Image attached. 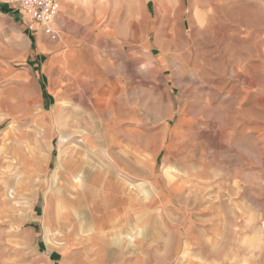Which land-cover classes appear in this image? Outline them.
<instances>
[{
	"label": "rangeland",
	"instance_id": "obj_1",
	"mask_svg": "<svg viewBox=\"0 0 264 264\" xmlns=\"http://www.w3.org/2000/svg\"><path fill=\"white\" fill-rule=\"evenodd\" d=\"M10 1L0 0L1 14L17 15ZM59 4L48 30L40 26L37 43L99 51L105 61L97 70L106 82L93 85L56 74L41 84L43 96L49 97V124L26 134L21 123L12 129L11 119L3 114H21L29 106L27 99L0 78V264H138L141 252L140 264H263L264 66L253 78L256 83L238 85V92H259L249 98L256 108L246 103L249 117H240L244 122L237 130L230 118L234 111L229 110L237 91L226 93L233 86L226 76L231 77L232 65H242L247 53L258 55L264 65V0ZM29 31L34 43L37 30ZM17 43L18 58L0 52V66L17 70L28 64L27 49L22 40ZM141 77L146 84H139ZM139 87L147 88L146 109L139 107ZM122 88V100L133 101L136 112L119 104ZM29 103L44 110L36 99ZM166 104L172 107L168 113ZM125 115L133 125L146 119L148 140L160 141L150 149L157 161L149 171L176 183L172 195L179 211L169 212L159 228H149L156 241L149 237L147 243H107L98 258L97 246L89 242L95 232L88 227L93 213L84 207L83 172L85 167L89 173L101 167L96 157L100 153L119 151L97 145L108 138L109 128L124 131L113 119ZM29 142L36 146L27 148ZM49 142L52 150L45 163ZM235 176L241 185L238 196L231 179ZM239 202L256 211L258 222H251L252 212L244 211L243 218L227 219L228 226L207 237L214 228V211ZM242 219L244 227L235 226ZM253 224L257 226H246ZM134 229L127 234L134 236Z\"/></svg>",
	"mask_w": 264,
	"mask_h": 264
},
{
	"label": "crops",
	"instance_id": "obj_2",
	"mask_svg": "<svg viewBox=\"0 0 264 264\" xmlns=\"http://www.w3.org/2000/svg\"><path fill=\"white\" fill-rule=\"evenodd\" d=\"M5 2L9 4V1ZM9 8L14 10L11 6H9ZM26 26L30 28L27 29ZM4 27H6V30H4ZM29 30H37L34 43L29 37L32 36L29 34ZM40 33L42 32L39 25L29 22L26 18L20 16V14L0 13V52L8 53L10 56L9 58H18V39L23 42L22 47L24 52L27 49L25 61H27L28 64H25L24 67L17 70H8L0 66L1 80L10 85L8 88H12L16 94L25 97L29 104L28 107H25L27 109L21 114L12 113L9 115L6 113L3 115L11 119L10 126L12 129L20 127L21 123L23 133L26 134L38 128H46L45 126L49 124L47 111L45 110L47 109L46 106L49 97L43 96L44 92L41 84L49 83L50 79L56 74L61 73L62 76L64 74H69V76L66 75L68 79L81 80L82 82L88 81V84L93 85L106 82L104 76L100 74L101 70L99 72L97 70L105 61L104 56H100L101 53H99V51H92L89 46H80L82 47L81 50L64 48L65 46L60 44L56 45L52 42H40L39 45L37 40ZM5 39L6 41H4ZM32 43L35 47L32 53H30L29 49H31ZM247 54L242 65L231 66V77H228V75L226 76L228 84L233 85L229 87L226 93L229 94L228 92L237 91V94L233 97L235 103H232V105L234 106L229 109L230 111H234L230 113V118L231 122H234L236 130L239 127L238 125L244 122V119H240V117H247L248 110L250 109L249 105L246 106V103L248 104L249 101V104L254 106L256 102H254L253 99L250 101L249 98L255 97L259 92L254 90H241L242 92H238L242 89L238 85L241 81L250 82L251 84L256 83V80L253 78L257 75L259 76V70L264 66L259 64L260 59L259 57L257 59L258 55H253L251 53ZM75 62H77V66L74 65ZM143 80L147 79L141 77L139 84H146ZM113 83L117 84L116 79ZM136 89V94H139L141 97L139 107L146 109L148 106L146 99L147 88L139 87ZM124 90L125 88H122L118 95L117 99L119 104H123L127 112H136L137 109L134 108L133 101L130 100L129 102H125L122 100ZM129 91H132V89L129 88ZM241 94L243 96H241ZM31 99H36V101L40 103L38 107H42L44 110L40 108L37 109L33 104H30L29 100ZM171 108V105L166 104L164 110L168 113V110L170 111ZM233 117H235V120L232 119ZM128 118H130L128 115H125L124 118L114 117L113 122L115 124L123 125V128H126L123 132L115 131L112 127L109 128L107 130L108 138L103 140L100 145H97L101 149L119 148V153L111 154L112 152L110 153V150L107 151V153H100L99 156L97 155L96 157L101 167L93 173H89L85 167L83 172L84 180L86 179L84 185L81 187L83 192L82 195L84 196V207L86 208L87 206L88 208L86 209L93 213L92 215L90 214L92 220L89 218L90 224H88V227L91 225L95 232V235H93L89 242L95 243V246H97L96 249L98 250L96 253H102L107 243H147L148 239L146 238L149 237L153 238V241H156L157 237L151 234L153 233L152 229V231L149 232V228H159L158 224L165 221V216L168 220L167 217L169 212L174 210L179 211L177 209L179 205L176 206V203L173 202L174 196L172 195L174 192L173 187L176 183H174V181L171 183L168 181L164 182L159 175L150 172L152 168L149 165H153L157 161V157L153 155L150 149L157 145L160 146V141L155 144V140H148V132L146 124L144 123L146 119L145 121L144 119L143 121L140 120L138 125H133ZM158 134L161 136L159 139L162 142L161 138L162 135L164 136V129H161ZM137 136H139V138ZM20 146L25 147L24 144ZM26 146L30 149L34 148L36 145L29 142ZM50 150H52V145L49 142L48 145H45V163H47L50 158ZM106 164L109 166H102ZM74 177L76 178L79 176L76 174ZM231 179L234 187L233 192H236V196H238L240 191L239 187H241L238 177L235 176V178ZM135 183L138 184L134 186L135 189H132L131 186ZM149 196H151V198H149ZM152 211L155 213L152 214ZM244 211H251V222H258L259 216L255 214L256 211L254 209L249 208V205H244L240 202L235 205L231 204L214 211L211 218L212 221H214V228L211 231L212 233L207 237H212V234H217L221 227L224 228L228 226L227 219L233 220V217H235V220H238V218H243ZM163 213L166 215L163 216ZM236 225L244 227L243 219L240 224L238 222L235 223V226ZM246 226L252 227L255 225ZM132 228H135V238L133 242L131 238L134 236L127 234ZM98 253L95 257L99 258ZM142 254L141 252L140 255L136 257L138 264H140L141 259H144V257H141ZM252 264H259V262L256 263V261H254Z\"/></svg>",
	"mask_w": 264,
	"mask_h": 264
},
{
	"label": "built area",
	"instance_id": "obj_3",
	"mask_svg": "<svg viewBox=\"0 0 264 264\" xmlns=\"http://www.w3.org/2000/svg\"><path fill=\"white\" fill-rule=\"evenodd\" d=\"M15 10L26 20L45 27L54 20L59 12V0H11ZM48 32V31H47Z\"/></svg>",
	"mask_w": 264,
	"mask_h": 264
},
{
	"label": "bare ground",
	"instance_id": "obj_4",
	"mask_svg": "<svg viewBox=\"0 0 264 264\" xmlns=\"http://www.w3.org/2000/svg\"><path fill=\"white\" fill-rule=\"evenodd\" d=\"M45 142H46V141H45ZM45 142H44V143H45ZM47 143H48V142H47ZM40 149L42 150V148H40ZM43 166H44V165H43ZM79 181H80V177H76V178H75V182H73L75 187L79 186L78 184H75V183H79Z\"/></svg>",
	"mask_w": 264,
	"mask_h": 264
}]
</instances>
